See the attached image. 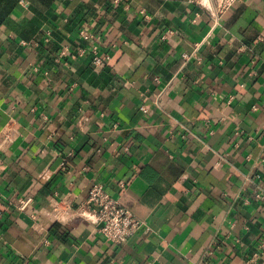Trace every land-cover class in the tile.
Here are the masks:
<instances>
[{
	"label": "crops",
	"instance_id": "0c3cea01",
	"mask_svg": "<svg viewBox=\"0 0 264 264\" xmlns=\"http://www.w3.org/2000/svg\"><path fill=\"white\" fill-rule=\"evenodd\" d=\"M257 193L264 0H0V264H263Z\"/></svg>",
	"mask_w": 264,
	"mask_h": 264
},
{
	"label": "built area",
	"instance_id": "2783aa9c",
	"mask_svg": "<svg viewBox=\"0 0 264 264\" xmlns=\"http://www.w3.org/2000/svg\"><path fill=\"white\" fill-rule=\"evenodd\" d=\"M80 34L84 35V31H80ZM93 54V62L97 66L102 65L107 58H104L99 53V49L96 46L93 47ZM141 108L146 110V107ZM256 197L264 200V195L262 194L257 193ZM29 201L30 199L22 200L21 208H24ZM87 204L96 207L97 219L101 225L100 231L108 241L115 245L125 242L134 236L140 228L145 226L144 221L138 219L119 199L111 196L100 183L92 185ZM260 246H264V238L260 241ZM258 254L256 253L255 256Z\"/></svg>",
	"mask_w": 264,
	"mask_h": 264
}]
</instances>
